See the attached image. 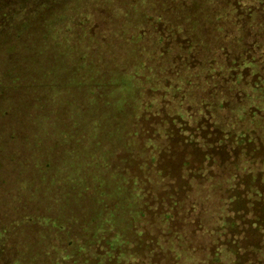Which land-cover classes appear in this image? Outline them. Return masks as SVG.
I'll return each mask as SVG.
<instances>
[{"label":"rangeland","instance_id":"rangeland-1","mask_svg":"<svg viewBox=\"0 0 264 264\" xmlns=\"http://www.w3.org/2000/svg\"><path fill=\"white\" fill-rule=\"evenodd\" d=\"M107 1L0 0V241L5 243L0 246L5 251L0 264L19 261L26 246H30L27 254L39 259H54L57 256L65 262L79 264H117L118 256L111 252L113 237L105 222L103 208L97 202L101 191L98 187V191L95 187L93 191L87 178L89 187L86 185V190V186L82 187L81 181L71 172L81 163L79 159L93 157L83 149L69 154L64 151L60 144V126L63 127L70 114L75 127L87 135L100 158H104L109 168L113 169L115 177L124 178L134 169L133 159H130L134 126L141 123L154 126L167 121L168 117L161 109L165 101L156 99V91L148 90L150 85L128 89L118 86L114 90L118 94L113 101L121 100L123 104L117 106L115 103L113 107L116 108H109L108 112L110 106L106 92L111 87L108 74L104 76L108 78L99 80L101 97L94 95L98 89L94 83L89 86L75 82L74 73L78 67L83 73L86 72L87 61H90L89 65L95 64L92 61L95 52L96 57L98 53L105 57L109 67L115 61L124 64L126 72L119 75L122 81H125L127 72L135 76L141 73L135 59L144 64L142 72H147L150 65L146 56L152 60L147 36L140 43L137 29L141 23L145 24L141 15L146 12L152 16L154 12L147 9L142 13L130 0L123 1L126 3L121 0ZM183 6L186 10L187 6ZM123 8L125 12L119 13ZM160 13L158 21L155 17L150 22L157 23V28L165 33L168 24L172 25L175 20L165 9ZM181 23L177 25L188 21ZM110 24L123 35L120 34L111 45L98 46V42H102L99 37L104 33L105 26ZM146 27L149 28V25ZM147 28L145 32L149 33ZM95 37H98L95 49L90 51L87 43ZM144 47L149 49L148 54L143 53ZM170 49L168 44L165 49H158L154 53L156 60L163 61L160 54L165 55ZM148 72L151 74V70L148 69ZM138 106L141 111L136 109ZM155 112L158 115L153 117ZM161 118L164 119L161 121ZM176 119L175 128L187 133L188 142L185 144V139L176 131L161 139V149L155 155L157 165L153 167L149 164L148 174L151 177L152 167L154 172L161 170L165 182L155 190L144 189L140 194V201L145 203L141 209L150 214L149 219L137 221L144 232L149 223H155L151 231H156L159 223L152 215L159 209L155 206L170 197L172 186H184L183 181L180 182L182 164L189 163L187 170H194L203 158L201 148L197 147L192 135V125L179 117ZM151 125L148 128L143 126L142 132L146 134V130H150L149 136L154 134ZM149 141L144 138L145 147ZM140 157L144 161L138 164V168L146 174V158L150 156L142 154ZM94 170L98 169L92 164L90 172ZM153 174L154 178L157 177ZM193 188L195 191L196 187ZM133 216L137 219L139 211L135 210ZM234 216L237 225L231 234H236L235 243H228V247L235 251L230 254L233 264H264L263 206L237 196L234 199ZM228 220L232 222L231 217ZM209 226L212 227L211 224ZM199 231L198 228L195 234ZM175 234L181 237L182 242L185 241L183 228L182 233L176 231ZM9 237L13 242L7 247ZM167 243L178 263L189 264L185 252L173 249L176 245L174 241L168 239ZM77 246L83 250L79 251ZM179 246L184 249V246ZM150 253L142 247L135 263L140 264L139 260L144 259L150 263L160 261V254L151 258ZM196 260L198 263V258ZM190 262L196 264L194 260Z\"/></svg>","mask_w":264,"mask_h":264},{"label":"trees","instance_id":"trees-1","mask_svg":"<svg viewBox=\"0 0 264 264\" xmlns=\"http://www.w3.org/2000/svg\"><path fill=\"white\" fill-rule=\"evenodd\" d=\"M130 1L142 13L147 9L154 12L152 16L146 12L142 14L141 19L145 24L141 23V27L137 29L138 37L142 40H139L140 43L147 36L152 60L147 56L146 58L151 74L148 69L147 72H142L144 64L135 59L141 73L135 76L127 72L125 81H122L119 75L126 72L124 64L115 61L109 67L105 57L99 56V53L96 57L95 52L92 57L95 64L89 65L90 61H87V69L83 73L78 67L74 73L77 79L75 82L89 86L94 83V87H98L94 95L101 97L99 80L108 78L104 77L108 74L107 80L111 85L107 94L105 93L110 106L108 112L109 108H116L113 107L115 103L117 106L123 104L121 100L113 101L118 94L114 91L118 86L123 85V89H128L150 85L148 90L156 91V99L165 101L161 109H164L167 121L154 125L157 126L155 128L150 123L147 126L142 123L134 126L133 138L130 139V159H133L134 173H127L124 178L115 177L113 169L109 168L104 158H100L87 135L75 127L70 114L63 127L60 126V144L68 154L83 149L93 157L79 159L81 163L75 167L71 164V172L81 181L82 187L88 181L92 183L93 191L94 187L96 190L97 187L100 189L102 197L99 196L97 202L103 208L105 222L113 237L111 252L117 254V264L137 262L142 247L151 252V258L160 254V261L150 263L148 259L146 260L149 262L144 259L139 260L140 264H180L175 259V253L169 251L168 239L175 242L174 250L185 252L187 260H194L196 264H233L230 254L235 251L228 247V243L231 241L234 244L236 238V234H231L237 225L234 199L241 196L247 202L253 200L259 203L264 209V0ZM181 4L186 5L187 9ZM164 9L175 20L174 23L170 22L172 25L168 24L165 33L157 28V23L150 22L155 17V21H158L160 11L163 12ZM120 12H125V8ZM119 13L118 21L121 19ZM186 20L188 23L177 25ZM146 28L149 33L145 32ZM137 33L133 34L134 38ZM120 34L113 24L105 26L104 33L99 37L102 42H98V46L113 44ZM97 40L98 37H95L87 43L88 50L95 49ZM166 44L171 48L170 51L165 55L160 54L163 61L156 60L157 55L154 53L163 47L165 49ZM143 53L148 54L149 49L146 47L145 50L144 47ZM161 66L164 67L161 69ZM156 99L153 100V105L151 103L152 107L155 106ZM137 108L141 111L139 106ZM157 115L155 112L152 116ZM177 116L192 125V135L197 147L201 148L203 158L201 157L202 161L198 162L194 170H187L186 165L189 163L182 164L180 182L183 181L184 186H172L173 190L168 197L170 202L167 199L155 206L159 209L152 215L159 223L156 231H151L155 223H146L147 230L144 232L137 221L149 219L150 214L141 209L145 203L140 201V194L144 189L155 190L165 182L162 171L153 170L154 165H157L155 155L162 146L161 139L172 131L183 137L185 144L188 142L187 133L175 128ZM150 125L154 129L151 136L150 130H146V134L142 132ZM144 138L150 140L146 147ZM142 154L144 157L148 154L150 156V159L146 158V174L138 168V164L144 161L140 157ZM92 164L98 170L90 172ZM149 164L153 166L152 171L150 170L151 177L148 174ZM153 173L157 177L154 178ZM193 187H196L195 191ZM177 197L178 201L173 199H178ZM135 210L139 211L137 219L133 216ZM229 217L232 222L228 220ZM182 228L184 242L175 234L176 231L182 233ZM198 228L201 231L195 234ZM6 241L9 247L8 243H12L13 239L9 237ZM4 244L3 240L0 241V246ZM179 245L184 246V249ZM29 248L30 246L25 247V253L19 258L20 264H79L75 261L65 262L57 256L54 259H39L34 255L31 257L27 254ZM77 249L83 250L81 246H77ZM4 253V248H0V260ZM19 261H13V264H18Z\"/></svg>","mask_w":264,"mask_h":264}]
</instances>
